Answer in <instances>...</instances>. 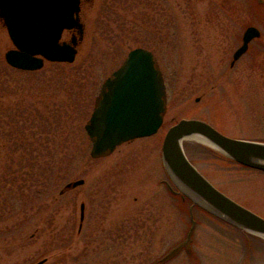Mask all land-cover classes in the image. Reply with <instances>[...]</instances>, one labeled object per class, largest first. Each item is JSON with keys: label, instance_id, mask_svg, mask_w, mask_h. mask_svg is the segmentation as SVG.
Listing matches in <instances>:
<instances>
[{"label": "rangeland", "instance_id": "1", "mask_svg": "<svg viewBox=\"0 0 264 264\" xmlns=\"http://www.w3.org/2000/svg\"><path fill=\"white\" fill-rule=\"evenodd\" d=\"M79 14L84 33L75 59L21 70L20 84L37 89L19 98L0 95L8 107L23 98L40 112V127L16 135L19 149L11 144L9 153L0 146V264L43 258V264H264L263 238L197 207L190 214L188 202L166 189L163 179L176 187L160 158L165 132L182 117L205 119L233 137L264 140V3L81 0ZM249 25L261 35L230 67ZM70 36L64 31L62 39ZM137 46L150 48L162 70V124L150 136L92 158L84 124L94 99L103 80ZM10 47L0 22V67ZM49 108L50 120L57 115L59 124L46 125ZM182 144L217 188L264 217V171L244 167L201 140ZM23 154L30 164L22 162L21 170L16 164ZM79 178L83 184L60 192Z\"/></svg>", "mask_w": 264, "mask_h": 264}, {"label": "water", "instance_id": "2", "mask_svg": "<svg viewBox=\"0 0 264 264\" xmlns=\"http://www.w3.org/2000/svg\"><path fill=\"white\" fill-rule=\"evenodd\" d=\"M264 3V0H259ZM81 0H0V19L14 47L4 52L5 61L23 70H37L44 61L72 62L84 29L80 20ZM65 30H74L69 41ZM260 36L256 26H247L232 63ZM166 92L162 71L154 53L134 47L103 81L90 117L84 124L91 141L89 155L110 154L119 144L154 134L162 124ZM200 137L216 151L244 166L264 171V141L228 136L199 118H181L167 129L161 142L163 167L180 193L219 219L264 239V218L238 203L212 184L189 160L182 141ZM67 182L61 193L83 183ZM84 203L80 204V223ZM192 224L194 221L192 220ZM192 230V227H191ZM189 237V236H188ZM45 258L34 264H43Z\"/></svg>", "mask_w": 264, "mask_h": 264}, {"label": "trees", "instance_id": "3", "mask_svg": "<svg viewBox=\"0 0 264 264\" xmlns=\"http://www.w3.org/2000/svg\"><path fill=\"white\" fill-rule=\"evenodd\" d=\"M119 23H120V20H119ZM1 64H2V66L0 67V95H1V92H3V95L10 94V96H12V97L15 96L16 98H19V95L23 96L26 93H28L29 91H31V90L33 91V90L37 89V88L31 87V86H25L24 83H23V86L20 84V78L17 76L16 73H18L21 70L11 68L6 62L1 61ZM7 69H8V71H7ZM10 69H12V70H10ZM8 74L11 75V78L7 76ZM14 74H15V76H14ZM4 85H7L6 88H4ZM10 90H11V92H9ZM13 90H20V91L18 93L14 91V94H13ZM39 102L41 103L43 101L39 100ZM39 102H38V104H39ZM39 113L40 112L38 111V107L36 104H33V102L32 103H30V102L25 103L23 101V98L20 100L18 99V102L10 105L9 107L0 101V133H4V137H2V136L0 137L1 148L2 149L5 148V149H7V151L9 153H11L12 152L11 151L12 150L11 144L12 145L14 144L15 149H19V148H16V144L18 143V141H16V138H18L16 135L19 132H22L23 128H27L28 126L34 127L36 125L35 128L40 127L39 119H38ZM52 113H53V110L51 108H49V112H48L49 123H47V121H46V125L51 126V124H53V122L56 124H59V118L57 117V115H52L51 120H50L49 116ZM29 121H30V123H29ZM42 123H44V122L41 120V124ZM12 128L15 130H12ZM32 135H33V132H32ZM66 138H68V137L66 136ZM18 139L20 140V144H21V138L19 137ZM63 150H64V156H65L67 153V150H65V149H63ZM31 155H32L31 157L37 156V155H33V154H31ZM21 156H22V153H21L20 157ZM23 157H24L25 161H24V159H22L20 161L18 160V162L16 164V165H18V164L20 165L21 170H22V168H21L22 162H24L26 165L30 164L29 154H27V155L23 154ZM42 162H44V161H42ZM42 164H41V166H42ZM42 168H44V167L42 166ZM26 171L27 170L25 169L23 171V173ZM25 176H26V174H25ZM21 194L25 195L24 193H21Z\"/></svg>", "mask_w": 264, "mask_h": 264}, {"label": "bare ground", "instance_id": "4", "mask_svg": "<svg viewBox=\"0 0 264 264\" xmlns=\"http://www.w3.org/2000/svg\"><path fill=\"white\" fill-rule=\"evenodd\" d=\"M185 139H196V140L205 141L203 138H200V137H197V136H196V137L194 136V138H193V137L191 138V137L189 136V137H186Z\"/></svg>", "mask_w": 264, "mask_h": 264}, {"label": "flooded vegetation", "instance_id": "5", "mask_svg": "<svg viewBox=\"0 0 264 264\" xmlns=\"http://www.w3.org/2000/svg\"><path fill=\"white\" fill-rule=\"evenodd\" d=\"M234 63H235V62H233V63L230 62V63H229V66H230V67L234 66ZM196 100H198V98H197ZM164 182H165V179H163V183H164ZM164 184H165V183H164ZM81 229H82V225L79 227V231H81Z\"/></svg>", "mask_w": 264, "mask_h": 264}]
</instances>
